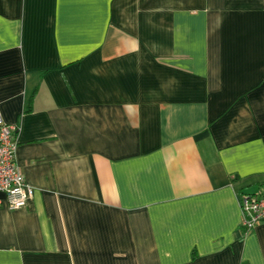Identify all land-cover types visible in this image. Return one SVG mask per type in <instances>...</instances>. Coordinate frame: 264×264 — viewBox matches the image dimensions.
Wrapping results in <instances>:
<instances>
[{"label": "crops", "instance_id": "0c3cea01", "mask_svg": "<svg viewBox=\"0 0 264 264\" xmlns=\"http://www.w3.org/2000/svg\"><path fill=\"white\" fill-rule=\"evenodd\" d=\"M0 113V264H264V0H0Z\"/></svg>", "mask_w": 264, "mask_h": 264}, {"label": "built area", "instance_id": "2783aa9c", "mask_svg": "<svg viewBox=\"0 0 264 264\" xmlns=\"http://www.w3.org/2000/svg\"><path fill=\"white\" fill-rule=\"evenodd\" d=\"M17 133V127L3 122L0 113V194L5 196L10 211L23 209L33 195L16 165ZM240 210L239 226L247 234L264 223V192L241 195Z\"/></svg>", "mask_w": 264, "mask_h": 264}]
</instances>
